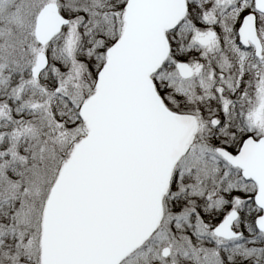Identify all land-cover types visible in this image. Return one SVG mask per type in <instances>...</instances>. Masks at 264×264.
<instances>
[{
	"label": "snow or ice",
	"instance_id": "1",
	"mask_svg": "<svg viewBox=\"0 0 264 264\" xmlns=\"http://www.w3.org/2000/svg\"><path fill=\"white\" fill-rule=\"evenodd\" d=\"M0 264H264V0H0Z\"/></svg>",
	"mask_w": 264,
	"mask_h": 264
}]
</instances>
